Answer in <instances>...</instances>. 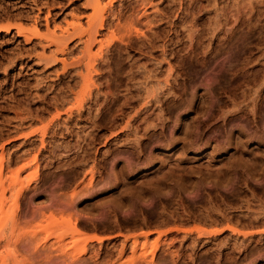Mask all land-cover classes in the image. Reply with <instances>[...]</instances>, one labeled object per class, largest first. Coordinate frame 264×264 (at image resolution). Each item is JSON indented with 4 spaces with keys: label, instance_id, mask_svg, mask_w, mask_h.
Returning <instances> with one entry per match:
<instances>
[{
    "label": "rangeland",
    "instance_id": "374dc122",
    "mask_svg": "<svg viewBox=\"0 0 264 264\" xmlns=\"http://www.w3.org/2000/svg\"><path fill=\"white\" fill-rule=\"evenodd\" d=\"M0 30V264H264V0H0Z\"/></svg>",
    "mask_w": 264,
    "mask_h": 264
},
{
    "label": "bare ground",
    "instance_id": "6f19581e",
    "mask_svg": "<svg viewBox=\"0 0 264 264\" xmlns=\"http://www.w3.org/2000/svg\"><path fill=\"white\" fill-rule=\"evenodd\" d=\"M134 24V23H133ZM214 27V26H213ZM0 32H1V30H0ZM215 35V34H214ZM91 40H92V38H91ZM140 40V39H139ZM145 43V42H144ZM135 75V74H134ZM264 77V76H263ZM149 78V77H148ZM224 79V78H223ZM261 81H262V79H261ZM144 83V82H143ZM261 90V89H260ZM148 92V91H147ZM149 93V92H148ZM147 96H148V94H147ZM166 96V95H165ZM146 97V96H145ZM134 100V99H133ZM130 102V101H129ZM211 104V103H210ZM154 109V108H153ZM240 112V111H239ZM163 120V119H162ZM160 122V121H159ZM155 125V124H154ZM257 125V124H256ZM257 129V128H256ZM56 131V130H55ZM260 131V130H259ZM186 132V131H185ZM32 133H34L33 131H32ZM31 133H29V136H27V137H30V136H33V135H30ZM101 138V137H100ZM32 139V138H31ZM175 139V138H174ZM177 140V139H176ZM43 141V140H42ZM45 141V140H44ZM96 141V140H95ZM259 141V140H258ZM138 143V142H137ZM187 143V142H186ZM136 144V143H135ZM187 145V144H186ZM89 148V147H88ZM35 158H33L34 160H32L33 162H35L36 161V159L38 158V156H37V154L34 156ZM31 161V162H32ZM28 164H30V162H26V163H24L22 166H20L19 168H17L15 171V175L16 176H14L12 179V182H19L20 181V177H19V175H21V174H19L23 169H25L26 168V166L28 165ZM81 165V164H80ZM37 168H38V165H37ZM93 173H95V172H93ZM38 169L35 171V176H38ZM94 175L95 174H93V176H92V178L90 179V185L92 184V182H93V178H94ZM35 176L31 179V180H33L34 178H35ZM69 181V180H68ZM29 182H31V181H29ZM87 187V186H86ZM23 189H24V186H21L17 191H16V195H15V198H14V200H13V214L16 216V214H17V212H18V209H19V207H20V198H21V196H22V191H23ZM7 191V189H6V186H5V184H4V182H3V179H2V177L0 176V226H1V228H0V230L2 231V227H3V225H2V222L5 220V217H7V214H6V211H5V207H6V200H8L7 199V197H6V194H5V192ZM96 191H97V189H96ZM91 192V191H90ZM84 193H85V191H84ZM75 194H76V192L73 194L74 196H75ZM87 194V193H86ZM88 194H90V193H88ZM83 195V194H82ZM82 195H80V196H82ZM85 195V194H84ZM124 195V194H123ZM86 196V195H85ZM76 198V197H75ZM77 199V198H76ZM104 204V203H103ZM46 206V205H45ZM99 206V205H98ZM105 206V205H104ZM102 207V206H101ZM107 207H109V206H107ZM100 209V208H99ZM37 210H38V208H37ZM39 211V210H38ZM29 213H31V211L29 212ZM26 214V213H25ZM34 214L36 215V212H34ZM35 215H33V217L35 216ZM110 215V214H109ZM259 215V214H258ZM31 217V216H30ZM73 217H74V215L72 216H69L65 221L69 224V225H71V229L70 230H73V232H78V233H81V234H84V232H82L81 230H79V228H78V224L76 223V222H74L73 221ZM257 217V216H256ZM75 218V217H74ZM98 218V217H97ZM103 218V217H102ZM258 218V217H257ZM107 219V218H106ZM227 219V218H226ZM108 220V219H107ZM6 221V220H5ZM5 221H4V224H5ZM94 221V220H93ZM91 222V221H90ZM102 222V221H101ZM97 223V222H96ZM95 224V223H94ZM262 224H264V223H262ZM108 225V224H107ZM98 226H99V224H98ZM103 227V226H102ZM229 230H231V231H235L236 229H234V228H232V226H228L227 227ZM238 229V228H237ZM204 230V229H203ZM0 231V232H1ZM172 231H185V229H182V228H179V227H176L174 230L172 229ZM223 230L221 229V230H215V232L214 233H219V232H222ZM161 234H162V232H161ZM243 234V233H242ZM106 237V236H105ZM105 237L104 236H101V235H99V234H95V235H93L91 238L92 239H95V240H98V241H102V240H104L105 239ZM90 238V239H91ZM106 238H110V237H106ZM157 245L158 244H156V246H155V248L157 247ZM85 250V249H84ZM84 250H81L82 251V253H80L79 251L80 250H77L78 252H76L77 253V255H74V254H76V253H74L73 254V256H74V258H77L78 256H80L81 254H83V252H84ZM85 253V252H84Z\"/></svg>",
    "mask_w": 264,
    "mask_h": 264
}]
</instances>
